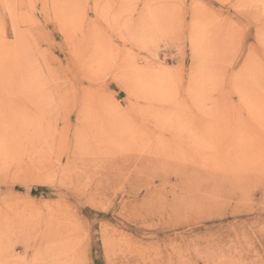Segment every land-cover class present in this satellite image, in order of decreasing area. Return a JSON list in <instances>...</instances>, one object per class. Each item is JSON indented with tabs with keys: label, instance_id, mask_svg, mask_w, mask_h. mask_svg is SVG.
I'll list each match as a JSON object with an SVG mask.
<instances>
[{
	"label": "rangeland",
	"instance_id": "obj_1",
	"mask_svg": "<svg viewBox=\"0 0 264 264\" xmlns=\"http://www.w3.org/2000/svg\"><path fill=\"white\" fill-rule=\"evenodd\" d=\"M0 264H264V0H0Z\"/></svg>",
	"mask_w": 264,
	"mask_h": 264
},
{
	"label": "bare ground",
	"instance_id": "obj_2",
	"mask_svg": "<svg viewBox=\"0 0 264 264\" xmlns=\"http://www.w3.org/2000/svg\"><path fill=\"white\" fill-rule=\"evenodd\" d=\"M19 54H20V53H19ZM19 54H18V55H19ZM29 72H30V71H29ZM37 81H38V80H37ZM35 84H36V82H35ZM39 85H40V83H39ZM36 111H37V110H36ZM25 113H26V112H25ZM21 114H22V113H21ZM35 116H36V115H35ZM18 117H19V116H18ZM25 119H26V118H25ZM19 121H20V120H19ZM21 122H22V121H21ZM33 122H34V121H33ZM23 123H24V122H23Z\"/></svg>",
	"mask_w": 264,
	"mask_h": 264
}]
</instances>
